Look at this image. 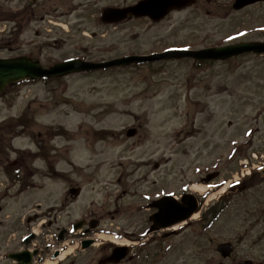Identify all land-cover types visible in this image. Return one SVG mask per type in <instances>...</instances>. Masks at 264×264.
<instances>
[{
    "label": "rangeland",
    "instance_id": "374dc122",
    "mask_svg": "<svg viewBox=\"0 0 264 264\" xmlns=\"http://www.w3.org/2000/svg\"><path fill=\"white\" fill-rule=\"evenodd\" d=\"M138 1L72 0L75 11L56 9L49 15L48 0L35 5L0 0V9L31 14L16 36L8 13L0 16V58L27 56L49 68L69 59L98 63L171 49L264 42V5L234 11V0H200L158 23L100 21L103 9ZM59 13L66 14L56 17ZM19 118L30 126L25 134L15 130L11 152H38L30 142L35 138L49 155L48 161L28 158L31 175L23 176L30 189L24 195L41 202V211L68 197L48 235L88 213L100 220L99 247L81 253L72 241L64 257L50 264H98L104 247L119 241L129 245L133 259L118 264H264V56L164 59L47 83L23 82L0 97V122ZM131 129L137 134L127 138ZM1 146L9 142L2 138ZM148 159L161 168H141ZM137 167L145 170L143 178H133ZM209 174L216 175L206 184V194L196 195L201 204L193 220L149 233L152 211L146 207L152 200L178 196L190 183L204 186L201 180ZM5 185L0 173V191ZM70 186L80 188L77 198L69 196ZM18 201L5 206L7 215L22 214ZM19 237H0V246L11 250ZM226 242L233 252L222 259L216 247Z\"/></svg>",
    "mask_w": 264,
    "mask_h": 264
},
{
    "label": "flooded vegetation",
    "instance_id": "af4514ba",
    "mask_svg": "<svg viewBox=\"0 0 264 264\" xmlns=\"http://www.w3.org/2000/svg\"><path fill=\"white\" fill-rule=\"evenodd\" d=\"M25 1L35 5L37 0L35 1L25 0ZM199 1L200 0H194V3L190 7L185 8L183 10H187L194 7L196 3ZM71 2L72 0H48L47 13L49 15H52L57 11L56 9H65L66 13L73 12L77 9V7ZM260 4L264 5V3H260ZM260 4H256V5H260ZM60 5L64 6V8H62ZM174 12H179V11H174ZM3 13H8L10 17V19L8 20L12 21L13 25L11 29L13 35L15 36L19 33V31L23 29L22 28L24 22L23 20L25 18H28V20H30L31 18L30 12L28 13L29 16H27L25 15L26 12L23 11L19 12V9L16 10V13H12L9 10L6 11L4 9H0V16ZM66 13H59L57 14L56 17H61ZM144 19L148 20L146 18ZM20 22L22 23V25L20 24ZM2 23L3 22L0 19V24ZM0 31H4V30L0 29ZM2 48H3L2 45H0V52ZM17 57L20 56L19 55H16L14 57L12 56V57H8V59H13ZM14 128L17 129L19 128L21 130L20 134H25L27 132V130L25 129H28L29 125L21 122L20 125L18 126L17 125L10 126V122L7 121L0 122V142L2 138L5 140L6 144L9 142V146L6 147L1 146L0 148V173L4 176V181L6 184L4 188L0 191V196H1L0 201L2 202L0 205V229L2 230V231L0 230V237L6 236L7 241H8V237L15 238L16 235H19L20 237L17 240L14 239L10 243L11 250L5 248L4 245L0 246V251L3 250V252H0V264H45L47 261H49L48 257L51 258L52 260L58 259L60 255H62L63 249L67 247L69 243H71L72 241H77L76 249L80 248L81 253H85V251L89 250L91 247L100 245L96 243V239H97L96 237L98 236L96 231L98 229L100 220L97 219L96 217H93V215L89 213L74 222L76 224H80L81 227L78 230L76 231L72 230V225H74L73 223L70 224L69 227L60 228L56 233L54 232L53 234L48 235V232H50L52 226L57 223V218H56L57 213H59L63 209H66L68 197L66 194H64L63 198H61L59 202L53 206V208H51L50 206L48 207L46 206L47 208L45 207V210L41 211V207H42L41 202L34 204V202L29 199L28 195H24L25 193L29 192L30 189V187L27 185L24 179L25 174L27 176L31 175V172L29 171V165L27 164L28 158H31V161L33 160L32 162H34L35 160L48 161L49 155H48V151L44 149L45 146L40 144V142L36 141L35 138H32V141L30 140V142L36 144V146L38 147V152L35 153L28 152L26 154L24 152H18V153L11 152L14 151L12 149L11 143L17 138V136L14 135L15 134V130H13ZM131 130L132 131H130L129 133H132V137H134L137 134V132L134 129ZM38 137H40V134H38ZM11 154H15L16 157L10 158L9 156ZM52 154L54 155L55 153ZM142 162H144L143 166L145 167L151 166L152 172L159 170L162 166L161 163L157 161H153L151 159L144 160ZM138 170L139 168L137 167V170L133 173L134 179L136 178L140 179L146 175L145 170L137 173ZM122 178L123 176L121 175V177L118 178V180H121ZM151 182L154 185L157 183L156 180H152ZM17 186L18 188L19 187L22 188V190L18 191V188H15ZM30 186H32V184ZM14 188L16 190L11 191V189ZM74 189H79V188L70 186L68 189V194L69 196H71V198H76L70 193V191ZM187 192L188 191H185L184 193H182V195H184ZM180 196L181 194L178 197H176L177 202H179ZM19 198H22V200L18 201ZM160 198L156 200H159ZM156 200H152L146 207V210L148 209V211H152L151 215L155 212L153 203ZM17 201L20 204L17 210L18 211L21 210L22 214L18 216L16 214H15L16 216L7 215L5 206L8 205V203H14L12 205H15ZM35 210H39V211L36 212ZM149 216L147 218V221L151 223ZM40 219L41 220L43 219V221L37 225V229L35 230L34 226L36 222ZM112 219L114 220V217ZM5 223H10L9 229L6 228L7 225ZM78 231L80 234H77ZM149 233L152 234L153 230L149 229ZM46 236H49L50 240L47 239ZM86 240L90 242V245L87 248L82 249L81 246ZM13 242L15 244H12ZM5 243L6 242H4V244ZM101 245H103V243ZM55 246L56 248L53 249ZM113 248L114 246H107V245L104 247L103 256L98 261V264L100 263L103 264L104 262H107L105 260L111 255ZM51 249H53V252L50 255ZM16 256L19 259L15 258ZM125 259L126 262H130L133 259L132 251L129 248V245L126 246ZM106 264H110V263H106Z\"/></svg>",
    "mask_w": 264,
    "mask_h": 264
},
{
    "label": "water",
    "instance_id": "95a60500",
    "mask_svg": "<svg viewBox=\"0 0 264 264\" xmlns=\"http://www.w3.org/2000/svg\"><path fill=\"white\" fill-rule=\"evenodd\" d=\"M262 1L264 0H235L233 8L239 10L247 5ZM193 2L194 0H143L131 7L106 9L102 12L101 21L106 24H118L131 17H147L153 22H158L164 19L172 10H180L192 5ZM247 53L264 55V43H241L206 48L198 51L174 50L147 56H126L101 63L73 59L55 64L48 69L42 68L38 61H31L26 57L8 60L0 59V93L6 86L25 80L33 81L42 78H62L70 74L87 73L110 67H126L131 64L139 65L164 59L224 61ZM128 136H130V133H128ZM213 177V175L209 176L206 181H209ZM70 193L77 196L78 190H71ZM153 207H156L158 210L150 219L153 223L152 229L155 231L167 229L179 224L189 219L192 214L197 211L196 200L191 195L184 196L181 200V204L176 203L171 198H163L154 202ZM79 227L80 224H76L73 229L75 230ZM89 245L90 242L86 241L83 243L82 247L87 248ZM216 251L221 257L227 258L232 253V246L230 243H222L216 247ZM125 256V248H116L113 250L111 256L105 261L117 264L124 259ZM15 258H17V256Z\"/></svg>",
    "mask_w": 264,
    "mask_h": 264
},
{
    "label": "bare ground",
    "instance_id": "6f19581e",
    "mask_svg": "<svg viewBox=\"0 0 264 264\" xmlns=\"http://www.w3.org/2000/svg\"><path fill=\"white\" fill-rule=\"evenodd\" d=\"M143 164H144V162H141V168L143 167ZM141 170H140V167H139V170L137 171V173H139ZM190 189L192 190V191H195V192H198V193H204V186H200V185H192L191 187H190ZM204 190V191H203ZM222 193V192H221ZM196 217V215H194L192 218L194 219ZM181 225H176V226H173L172 227V230H174V229H178V227H180ZM119 244H123V242H120ZM64 257V255H62V256H60V259L61 258H63ZM46 264H49V262H47Z\"/></svg>",
    "mask_w": 264,
    "mask_h": 264
},
{
    "label": "trees",
    "instance_id": "16d2710c",
    "mask_svg": "<svg viewBox=\"0 0 264 264\" xmlns=\"http://www.w3.org/2000/svg\"><path fill=\"white\" fill-rule=\"evenodd\" d=\"M44 82L47 83L48 80H44ZM9 90H12V87L9 88V89H7L6 92H9ZM11 122H12V121H11ZM14 122H15V125H20V123L23 122V119H18V120L13 121V126H14ZM211 214H212V212H211ZM212 219H213V218H212Z\"/></svg>",
    "mask_w": 264,
    "mask_h": 264
}]
</instances>
